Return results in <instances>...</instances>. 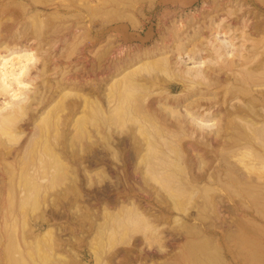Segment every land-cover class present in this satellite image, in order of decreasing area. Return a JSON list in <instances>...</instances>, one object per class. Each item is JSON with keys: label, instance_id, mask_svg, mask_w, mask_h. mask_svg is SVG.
Here are the masks:
<instances>
[{"label": "rangeland", "instance_id": "1", "mask_svg": "<svg viewBox=\"0 0 264 264\" xmlns=\"http://www.w3.org/2000/svg\"><path fill=\"white\" fill-rule=\"evenodd\" d=\"M236 17L257 24L253 36L264 51V0H0V53L34 57L23 77L30 86L18 98H25L22 109L0 91V107L10 103L1 113L13 105L19 127L18 137L0 133V151L20 149L15 160L0 157V264H264V209L234 207L227 202L239 199L234 189L212 184L226 155L241 163L257 154L256 145L239 148L249 129L231 106L247 102L243 84L214 87L208 80L224 72L220 58L209 56L218 36L245 56L249 42L231 26ZM238 72L245 75L242 63ZM71 103L74 120L65 127ZM163 126L176 131L174 144L156 136ZM134 141L151 183H163L165 169L177 178L202 172L203 190L176 191V209L153 204L132 163ZM30 142L38 145L27 160L21 147ZM131 191L139 211L121 206ZM204 196L224 203L195 206ZM196 230L206 235H190Z\"/></svg>", "mask_w": 264, "mask_h": 264}, {"label": "bare ground", "instance_id": "2", "mask_svg": "<svg viewBox=\"0 0 264 264\" xmlns=\"http://www.w3.org/2000/svg\"><path fill=\"white\" fill-rule=\"evenodd\" d=\"M239 20H240L239 17H236L233 21H231V24H232L231 26L234 27L235 29L241 30L242 37H243L244 41L249 42V45L246 46L245 49H244V55L245 56H243V54L239 53V52H236V53L232 54L230 49H229L231 44H229L227 41H225L222 37L218 36L217 38H220V39H218L216 47L214 46V44H211L213 48H212L211 51L209 50L210 51V55L209 56L212 59L220 58L219 61H218L219 62V66L218 67L220 68V71L224 70V72H223V74L220 75V77H218V76L214 77V78L210 77L208 80H209V85L211 84L214 87H217V86L218 87H221V86L225 87V86H227L229 84H232L234 80L240 81V82L236 81L237 84H238V86H237L238 88H241L242 84H243L242 91H243V94L248 96L247 102H245L243 104H238L237 106H231L232 109L234 110V112H236L237 114H243V116H244L243 120H244V122L246 124L245 128L249 129V131L246 132L245 136L239 138V142L238 143L240 144L239 148H241L242 146H244L246 148H249V147H254V145H256L255 149L257 150V154H255V160L246 161V162L242 161L241 163H238L239 161L236 162L235 160H233V158L235 157L234 155H236L235 153L234 154L231 153V154L226 155L223 159H221L223 161L222 163H224L226 168H224V166H219V164L214 167V173L212 175V184H215V185H218V186L223 184V186L227 185V187H231V188L234 189L235 192L233 190L232 191H233V193H237L238 194L239 199L227 198V202L229 204L231 203V205L234 206V207L236 206V207H245V208L264 209V51L261 52L259 50V48L257 47V43H256L257 39L253 36V35H258V33H256L258 31V29H259L257 24H253V23H250V22L247 23L248 21L245 18L240 20V21ZM180 25L182 26V28H184L182 24H180ZM245 27H249V29L251 31L245 32L243 30V28H245ZM214 35L216 37L217 33L214 34ZM178 37H180V36H178ZM173 38H175V37H173ZM215 39H214V41H215ZM205 47H207V46H205ZM154 49L156 50V48H154ZM159 50H161V49H159ZM202 50H204V49H202ZM3 52H7V50H5ZM11 54H12V57L9 58L10 56L7 57L6 55L0 53V91L8 92V94H10V100L11 99L12 100L13 99L14 100L17 99V102H15V104L18 107L17 108V110H18L19 108L22 109L20 105L23 102V100L25 99V98L18 99L19 97L22 96L20 91L22 89L23 90L27 89L30 86V85L28 86V83L24 81L23 77H24L25 73L27 72V70L30 69V67L32 65L31 62L33 61L34 57H33L31 52L26 51V50L19 51L17 53L15 52V50L14 51L11 50ZM166 54H168V53H166ZM229 55H231V56L229 57ZM145 56H146V54H145ZM236 56L240 57V59H238V61H240V62L236 61L237 60L235 58ZM163 57H164V55H163ZM165 57H167V56H165ZM156 58L154 60L155 62L153 61V63L157 62ZM256 58H259V59H258V62L255 64V68H253L252 66H249L248 64H252V62ZM159 59H158V62L159 61L163 62L162 60H165V59H161V60H159ZM145 61H148V60H145ZM142 62L143 61H141V63ZM161 62H160V64H161ZM146 63H148V62H146ZM241 63H242L243 68L245 69V75L243 77H238L237 72H238V70H239V68L241 66ZM166 64H167V62H166ZM166 64L164 66L165 68H160L159 67L160 65L156 66V67L160 68L159 70H161L162 72H165L164 70L168 71L167 67H169V65L167 64L168 66H166ZM145 65L147 67V64H145ZM136 66H133V67H136ZM140 66H142V65H140ZM197 72H198V70H197ZM238 73L240 74V72H238ZM204 78H203V80H204ZM190 81H191V79H190ZM196 81L198 82V80H196ZM230 81H231V83H230ZM177 82H179V81L177 80ZM192 82L196 83L195 80L192 81ZM200 82H202V81H200ZM12 85H13L14 88L12 87ZM255 85L262 86V89H260V90L254 89L253 86H255ZM26 91H29V90H26ZM161 91H162V89H161ZM2 92H1V94H3ZM236 93H237L236 91H232L231 90L229 92L228 98L230 100H233L235 98L234 95ZM159 94L161 95V92ZM8 99H9V97H8ZM26 100L28 101V98ZM170 100H171V98H170ZM45 101H46L45 99L37 101V105L38 104H42ZM176 101H179V99H175V100L170 101V102L174 103ZM219 101H221V103L224 104L227 100L225 98H220ZM9 104L10 103L7 102L4 106L0 107V133H5V134H9V135L14 136V137H18L19 135L16 133L17 132L16 130L19 129V127L16 126V123L14 121L17 118V117L14 118V115L15 116H17V115L16 114L13 115V113H15L17 111V110H15V107H13V105H12V107H11L12 110L9 109V111L7 110L6 112L1 113L2 108L7 107ZM23 104H25V103L23 102ZM33 105H34V103H33ZM144 106H145V103H144ZM70 107H71L70 112H69V114L66 116V118L63 121V126H65V127L68 126V124H69V122L71 120H74L73 119L74 116L72 115L71 112H73L76 109V104L71 103ZM24 108H26V106ZM168 108L170 109L169 106H168ZM34 110H36V109H34ZM144 110H145V108H144ZM43 111H45V110H43ZM164 111H169V110L165 109ZM173 111H175V109H173ZM23 112H25V111H23ZM20 113L21 112H19L20 116L18 115L19 119H20V117L22 118L23 114H24V113L23 114L22 113L20 114ZM171 114L172 113H170V115ZM173 114H176V113H173ZM150 115H153V117H157V116H155V114H153V112H151ZM56 117H58V116H56ZM171 117H172V115H171ZM149 118H150V116H149ZM57 119L58 118H56V122L57 123L61 121V120H57ZM45 120L46 119H44L43 122H45ZM48 121H49V119H48ZM147 121H149V120H147ZM41 122L42 121H40V123ZM152 123H156V122H152ZM258 123L260 125H258ZM175 124H173V125L175 126ZM32 125H33V123H32ZM34 125H36L37 127L39 126V125L36 124V122H35ZM43 125H45V124H43ZM60 125H62V122L60 123ZM71 125H72V123H71ZM36 126H33V127L35 128ZM70 127H72V126H70ZM48 128H49V125H48ZM54 129H56V128H54ZM36 131L38 133H41V131L40 132L38 130L34 131L32 129V133L33 134ZM54 131H56V130H54ZM43 132H42V134H45V133L47 134L49 131H47L45 133H43ZM18 133H20V132H18ZM38 133H36V135ZM46 134H45V138H46ZM30 135H31V133H30ZM38 136H40V135L38 134ZM156 136L158 138H160L163 142L168 143V144H174L175 141L178 140V136L176 134V131L173 130V129H170L168 126H166V128L163 126L162 129L158 130V132L156 133ZM29 137L27 138L28 140H29ZM146 137H144V139H146ZM32 138H34V136H32ZM35 139H37L39 141L40 137L38 139L37 136H36ZM147 139H148V137H147ZM40 141H42V140H40ZM44 141H46V139ZM31 142H30V144H28V145L24 144L21 147L22 150H24V148H25L23 155L26 156L27 160H30L29 156H28L30 148L34 149L36 147V145H38L36 143H35V145H33L35 141L33 143H31ZM146 142H148V141H146ZM33 146H35V147H33ZM133 146H134L133 147L134 148L133 151H134V157L135 158L133 157L132 163L135 165L134 169L137 170V172H139L141 174V176H140L141 179L140 180L143 181V183L145 184V187L148 188L147 192L151 193V195L155 196V198L153 196V198H154L153 204H159V206H164L168 210H170L172 208L176 209L178 203L180 202L178 196L175 193L176 191H183L185 189H188V187L189 188H198L201 191L203 190V187L200 184L202 182H205V175L202 172L194 174L193 172L186 171L185 172V176L183 178L182 177L181 178L180 177L177 178V177H175V175H174V173L172 172L171 169H165L162 172L163 183L161 181H157L155 183H151V181L147 177V175H148L147 171L149 170V166H146V168H145V166L141 164V161H138V159H140V160L143 159V154H142L141 147L139 145L135 144V141L133 142ZM110 149H111V147H110ZM19 152H20V149H13L11 151L8 149V150L0 151V157H8L9 156L10 158L12 157L15 160L17 158V156L19 155ZM11 153H13L12 154L13 156L11 155ZM54 155H57V154L54 153ZM114 155H115V153H114ZM38 157H39V155H38ZM53 158L58 160L57 156L53 157ZM58 161H60V159ZM58 163H60V162H58ZM116 163H118V162H116ZM138 163L140 164L139 167H138ZM41 165L44 166V164H41ZM184 168L187 169L186 167H184ZM1 173H5V170H0V174ZM116 183L117 182H115V186H116ZM131 183H132V181H131ZM123 186H124V184H123ZM3 187L4 186L0 187V191L4 189ZM142 191H144V190H142ZM161 192H163V194L166 193L167 196H163L161 194ZM139 193H141V192H139ZM134 194H136L134 191H131V193L125 194L124 201L127 202V204H121L120 203L121 206L126 207L128 209V211L129 210L130 211L131 210L139 211L137 209V205L140 202L137 199H136L137 201H134V199L130 200L129 197H128L130 195L134 196ZM146 196L147 195H145V197ZM134 198H135V196H134ZM127 199H129V201H127ZM181 202L183 203V201H181ZM223 203H224L223 198L219 199L217 197H212V196H204L201 201L200 200L194 201V205L197 206V207H199V206H210L213 209L217 208L218 206H220ZM133 213H134V211H133ZM128 215H129V213H128ZM137 216H139V214ZM128 218H129V216H128ZM132 218H133V216H132ZM138 219L140 220V218H138ZM141 220H144V219L141 218ZM143 229H145V228L143 227ZM46 233H44V234H46ZM186 235H187V233H186ZM190 235L205 236L206 234H204L203 231L200 232V231L196 230V232H190ZM202 239H204V238H202ZM188 243H186V244H188ZM200 250H202L201 253H202V255L205 258H210L211 257V253L208 250H206V249H200ZM196 259H198V257Z\"/></svg>", "mask_w": 264, "mask_h": 264}]
</instances>
